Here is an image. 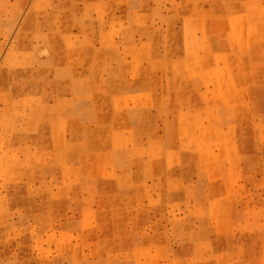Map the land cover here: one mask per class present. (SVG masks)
Instances as JSON below:
<instances>
[{
	"label": "rangeland",
	"instance_id": "rangeland-1",
	"mask_svg": "<svg viewBox=\"0 0 264 264\" xmlns=\"http://www.w3.org/2000/svg\"><path fill=\"white\" fill-rule=\"evenodd\" d=\"M0 264H264V0H0Z\"/></svg>",
	"mask_w": 264,
	"mask_h": 264
}]
</instances>
